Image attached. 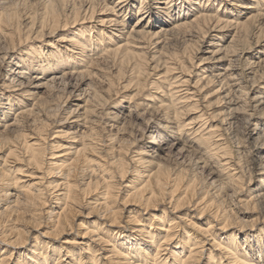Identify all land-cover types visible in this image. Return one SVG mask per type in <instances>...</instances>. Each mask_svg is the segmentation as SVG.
<instances>
[{
	"label": "bare ground",
	"instance_id": "1",
	"mask_svg": "<svg viewBox=\"0 0 264 264\" xmlns=\"http://www.w3.org/2000/svg\"><path fill=\"white\" fill-rule=\"evenodd\" d=\"M120 3L123 5L119 7V11L123 7L134 6L129 0ZM162 3L166 4V1ZM242 5L239 6L243 7ZM160 8L163 9L157 7L158 10ZM154 15V12L150 11L145 16H140L134 26L140 27V29L135 28L136 33L151 36L155 44L162 40V36L166 35L168 39L169 32L185 24L178 23L170 29L165 28L164 24L159 27ZM200 19L207 21L213 18L205 15ZM13 20V15L4 14L0 23H14ZM144 21H147L146 25L143 24ZM105 22L102 20L101 24L104 25ZM108 22L118 25L114 19ZM155 28L158 30L154 31ZM130 31L134 32V30ZM1 38L12 47L7 49L5 53L7 57L4 56L7 82L4 81L0 85V89L5 90L0 91V264H264V230L249 235L250 229L257 228L259 217L252 220L254 222L251 224L252 227L245 228L247 224L244 227H237L235 211H232L233 208L228 210L223 205L226 200L220 199V193H211L209 190L203 192L197 177L181 165L186 161V153L196 145L203 155L210 154L211 151L213 154L219 151L220 154L222 149L220 140L224 138L223 135L220 138L217 132L215 133L217 131L214 130L215 128L200 122L203 116L201 112L195 119L193 118L196 123L194 121L182 123L186 121V116H181V110L187 109L186 113L188 109L197 108L196 102L192 101L202 82L209 83L211 78L215 77L219 80L225 75L224 71L205 76L208 65L203 64L200 68V78L193 85L195 88L184 86L185 93L179 95L177 89L179 86L172 87L171 84L170 88L161 89V98L158 95L154 96L155 102L153 100L145 102V98L140 101L141 108L143 106L145 111H150L156 118L150 117L151 120L147 122L146 127L148 134L138 139L142 143L138 150L134 151L128 147L127 138V141L118 139L120 143L116 146L119 141L112 144L115 138L107 140V137L100 135L99 125L98 127L96 125L98 120L96 116L92 118L91 115L95 110L92 111V108L86 104L89 98L83 99L85 105H78L79 108L72 110L64 121L57 120L58 124L62 125L69 121L68 118L73 113L77 114L73 115L71 123L81 134L69 136L66 131H57L55 132L57 134L51 137L53 133L49 132L48 127L53 122L48 120L47 115L45 116L47 120L40 118L43 114H47L46 108L40 101L41 97L31 108H27L28 105H23L18 99L32 97L38 94L39 89L50 87L56 80H63L66 77L72 79L75 74L64 71L60 76L55 74L50 78L33 75V72L42 66L39 63L36 67L30 66L36 57L32 55L26 59L27 64L18 57H11L8 60L16 48L15 38L12 33L0 29ZM128 39L130 43V38ZM128 39L123 44L116 43L111 49L107 48L108 45L102 46L99 43L102 46L99 47L100 50L98 46L92 48V44L88 45V38H84L83 42L62 38V42L66 43L64 48L72 57L68 56L67 61L55 57L47 63V66L55 70L67 65L87 69V62H95L94 57L88 56V52L92 50H97L96 53L100 54V57L104 53L103 56H110L109 58L111 56L117 58L120 52L125 50L121 57L125 62L126 58L133 55L129 51L136 47V45L129 46ZM223 50V47H219L207 51L211 54V59L219 63L218 67L226 59ZM100 57L96 59L99 61ZM70 58H77L76 63L71 64ZM260 61L264 62V58ZM230 68L232 66H229L228 70ZM131 70L129 75L131 74L132 78L135 70ZM85 71L81 69L78 73L82 74ZM139 73H142L141 70ZM137 83L141 84L140 79ZM158 83H155L154 88L159 91L161 87ZM142 85L144 86L143 83ZM262 95H255L250 99L253 109L248 121L249 137L256 142L257 154H260L264 148L258 145L263 137L258 126L264 116ZM130 98L132 100V97ZM130 110L132 111L131 108ZM108 114L107 112L106 115ZM30 126L32 128L28 129ZM192 134L194 136L188 138L190 142L187 144V136ZM156 137L160 138L157 145L154 144ZM193 150L196 151V148ZM224 150L226 151V148ZM227 156L225 155L226 159L223 158L224 160L219 163L222 167L219 173L223 175L224 184L234 185L233 187L236 188L241 175L237 174L238 169L231 164V159ZM220 158L222 159L221 156ZM210 159H207L209 164ZM257 168L263 174L264 156L259 158ZM253 192L245 203L247 206L255 203L254 201L250 204L254 199L264 201L263 183L262 187L254 189ZM191 208L198 213H196L198 217L189 212ZM79 215L83 217L79 219ZM243 222L242 220V226Z\"/></svg>",
	"mask_w": 264,
	"mask_h": 264
},
{
	"label": "rangeland",
	"instance_id": "2",
	"mask_svg": "<svg viewBox=\"0 0 264 264\" xmlns=\"http://www.w3.org/2000/svg\"><path fill=\"white\" fill-rule=\"evenodd\" d=\"M8 1L11 4L7 3ZM8 1L0 0V19L4 14L14 16V23H0V29L12 33L16 42V48L8 60H10L11 57H18L26 63V59L34 55L36 57L35 61L30 66L34 65V67H36L37 63L42 66L36 69L33 75L43 76L44 78H50L55 74L60 76L64 71L75 74L72 79L66 77L63 78V80H56L50 87L39 89L38 94L32 97H20L18 99L21 100L23 105H28L27 108H31L33 103L41 97L40 101L44 108H46L47 111L45 113L47 114H43L40 118H45L47 120V117H45L47 115L48 120L53 122L48 127L50 128L49 132L53 133L51 137L55 136L57 134L55 132L57 131H66L69 136L81 134L71 123L73 115L77 114L73 113L71 115L72 117L69 116V121L65 124L59 125L58 122L64 121L72 110L79 108L78 105H85L83 99L86 100L89 98L86 104L92 108V111H96H93L91 115H93L92 118L96 116L98 120L96 125L97 127L99 125L98 130H100V135L102 134L105 138L107 137V140L115 138L112 144L118 142V139L122 141H127L128 139V147L134 151L138 150L142 143V141L138 139L148 134L146 128L147 122L150 121L151 118H156L151 115L150 111L148 112L146 110V112L143 106L141 108L140 101L145 98V102L152 100L155 102L154 96L158 95V97L160 96L161 98V91L171 86H179L177 88L179 91L178 94H184L186 91L185 89L188 87L195 88L193 85L198 78H200V68L203 64L206 66L208 65L205 76L224 71L225 75L223 78H219V80L216 77L211 78L209 83H207L208 81H203L199 87V91L196 92L197 94L195 93L192 102H196V107L200 110L197 108L192 109L193 111L188 109L186 113L185 111L187 109L181 110V116L187 117H185L186 121L184 120L182 123L185 124L186 122L190 123L193 121L196 123V120H193V118L195 119L198 113L201 112L203 116L200 122H204L205 125L215 128L214 130H217L215 133L217 132L219 137L223 135L224 138L220 137V144L222 147L220 154L219 151L218 153L215 151L217 154L215 152L213 154V151H211L212 153L203 155L198 151L199 149H197L196 145L193 147V149L196 148V151L191 149L187 152L186 161L181 165L185 166L188 172H192V174L197 177L203 192L209 190L211 193H220V199L226 200L223 205L228 208V210L233 208L232 211H235L234 214L237 220V227H244L246 224L245 228L252 227L251 224L254 223L252 220L259 217L256 223L258 224L257 228L255 230L250 229L249 235L251 236L257 234L258 231L264 230V201L260 202L254 199L250 202L251 204L255 201V203H253L254 205L251 204L247 206L245 204L253 195L254 189L262 187V183L264 186V172L261 174L257 168L259 158L264 156V148L261 150L260 154H257L255 152L256 142L249 137L248 132L250 130L248 123L249 115L253 109L250 99L259 94H263L262 96H264V62L260 61L264 58V46H262V44H264V0H191L192 2L190 0H165L166 4L162 3L164 0H129L134 6L123 7L120 11L118 10L119 7L124 4V2L121 4L120 1L124 0ZM240 4H243V7L239 6ZM157 7H163V9L160 8V10H158ZM114 8L117 9L115 10ZM150 11L154 12V17L157 18L156 24H158L159 27L164 24L165 28L170 29L174 28L173 26L178 25V23L185 24L183 27L169 32L167 36L168 39L165 37L166 35L162 36V40H160L158 44H155V40L151 36L136 33L135 28L138 26H134L140 19V16H145ZM205 15L211 16L213 19L207 21L199 20L201 16ZM110 19H114L118 25H112L108 22ZM102 20L106 21L104 25L101 24ZM146 22L147 21H144L143 24L146 25ZM138 29H140V27H138ZM145 29L149 30L151 28ZM130 30H134V32L132 31V33ZM155 30H158V28H155L154 31ZM121 33L122 36L120 37ZM128 37L130 38V43ZM62 38L73 39L75 42H83L82 40L84 38H88L89 41L87 44H92V48L95 46L101 48L102 46L108 45V49L115 47L116 43L123 44L127 42L128 39L129 46L134 47L136 45V47H134L136 50L133 48L132 51H129L134 56L132 55L126 58L125 60L127 61L125 62L122 61L121 58L122 54L126 52L125 50H122L117 58L103 56L104 53L101 55L102 57H100V54L96 53L97 50H92L88 52V56L94 57L95 62H87V69L80 68L79 66L74 68L75 65H67L55 70L47 66L49 61L55 57L67 61V57L71 56L69 51L64 48L66 43L62 42ZM2 40L1 38L0 58H2L0 62L2 64L0 63V85L4 81L7 82L6 72L4 70L6 68V58H4V56L7 57L5 53L10 49V46L12 47L10 43ZM97 43H101L102 46L101 44L97 45ZM137 45L139 46L137 47ZM211 46H214V48ZM131 47L130 49H132ZM219 47H223V53L226 58L224 62L220 63V67H218L219 63L212 60L211 54L207 52L209 50L213 51ZM65 52L67 53L64 54ZM98 57H100L99 61L96 59ZM259 57H261V59ZM70 59L72 61L70 62L71 64L77 61V58ZM88 60L90 59L88 58ZM257 62H259V64ZM89 64L92 65L90 66ZM122 65L125 69L122 68ZM229 66H232L230 70H228ZM81 69L86 71L80 74L78 71ZM131 69H133V71L135 70L133 74L135 78H131V74L129 75V73L132 72ZM139 70H141V74ZM146 75H148V77ZM139 79L141 84L138 85L137 82H139ZM127 81L129 83H127ZM110 83H112V85ZM155 83H158L159 87H161L159 91L157 88H154ZM134 84H136L137 87ZM186 84H188V86ZM236 84H238V86ZM184 86H186V88ZM0 91L5 90L0 89ZM130 97H132V100ZM162 98L166 99L164 97ZM234 103H236V105ZM134 106H136L138 110ZM106 111L109 113L108 115H106ZM190 113H192V115ZM206 120H208V124L205 122ZM258 126L263 136L258 145L264 146V116L260 119ZM31 128V126L28 127V129ZM218 129L221 133H218ZM193 136V134L188 135L187 139ZM159 140L160 138L158 137L157 139L156 137L154 144L157 145ZM189 142L190 140L188 139L187 144H189ZM119 143L120 141L116 143V146ZM223 148H226V151ZM223 150L224 152H221ZM226 152L227 154H225ZM210 155L212 159H210ZM225 155L229 156H227V158L231 159V164L238 169L237 174L239 176L241 175L239 179L238 175L236 177L238 179L237 183H239V186L237 185L236 188L233 187L234 185L224 184L223 175L221 176L219 173V170H222L219 163L224 160L223 158H225ZM207 159H210V164L212 165L209 164V160ZM250 206L253 207L251 208ZM189 212L198 217V213L193 210V208H191ZM82 215H79L78 218H82ZM242 220L245 222V224L243 222V226L241 224ZM247 221L249 223H247ZM238 222L240 223L239 225Z\"/></svg>",
	"mask_w": 264,
	"mask_h": 264
}]
</instances>
